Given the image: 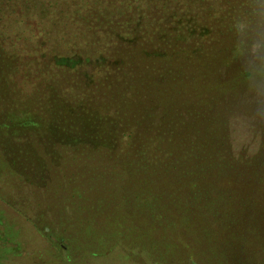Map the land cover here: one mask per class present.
<instances>
[{
	"label": "rangeland",
	"instance_id": "rangeland-1",
	"mask_svg": "<svg viewBox=\"0 0 264 264\" xmlns=\"http://www.w3.org/2000/svg\"><path fill=\"white\" fill-rule=\"evenodd\" d=\"M19 4L0 0V264H264V210L218 215L192 194L146 196L116 170L140 160L142 134L204 129L206 116L228 112L207 106L235 69L220 36L207 54L144 33L137 47L113 46L101 71L57 66L55 43L38 34L37 19L51 24L36 17L41 1ZM126 55L134 62L121 69ZM236 107L232 146L264 149Z\"/></svg>",
	"mask_w": 264,
	"mask_h": 264
},
{
	"label": "trees",
	"instance_id": "trees-1",
	"mask_svg": "<svg viewBox=\"0 0 264 264\" xmlns=\"http://www.w3.org/2000/svg\"><path fill=\"white\" fill-rule=\"evenodd\" d=\"M6 1L18 4L34 2ZM39 1L42 6L36 17L50 16L51 24L43 25V21L37 19L38 34L43 32L55 43L48 50L51 47L55 49L56 56L52 61L57 66L83 64L101 71V65L109 61L113 64L115 60L114 56H110L113 46L137 47L144 33L162 37L160 43L163 49L171 48L173 40H181L184 48L207 54L209 43H217L220 36V43L223 42L226 53L224 66L227 70L235 69L229 70L231 74L224 82V90L211 97L207 106L212 108L225 104L228 112L222 116L214 112L206 116L204 129L195 128L194 125V128L191 126L188 129L142 134L141 141L145 145H141L138 151L140 160L121 164L116 170L125 173L132 183L142 182L139 194L146 196L192 194V200H197L198 207L218 215L223 208L231 210L234 206L264 210V149L260 147L253 152H244V149L234 148L231 136L233 130L230 127L235 116L227 114L237 104V110L241 111L236 116L249 117L253 121L250 131L252 140L261 142L264 138V120L253 118V105L240 100L246 83L233 53L237 39L234 33L236 20L244 19L249 22L253 35L264 36V0ZM140 16L147 20L145 29H138L136 25ZM172 19L176 29L164 24ZM95 21L96 25L90 23ZM106 22L117 25L110 27ZM169 34L173 37L168 40ZM166 36L167 40L164 41ZM39 45L41 47V43ZM124 59L123 63L118 62L121 69L128 68L127 65L134 62H130L127 55ZM126 137L128 142L133 138L131 133ZM184 200L183 205L186 207L189 202ZM217 219L220 224L225 221V218ZM228 223L230 227L231 222Z\"/></svg>",
	"mask_w": 264,
	"mask_h": 264
},
{
	"label": "clouds",
	"instance_id": "clouds-1",
	"mask_svg": "<svg viewBox=\"0 0 264 264\" xmlns=\"http://www.w3.org/2000/svg\"><path fill=\"white\" fill-rule=\"evenodd\" d=\"M234 33L233 53L247 86V100L253 105V118L264 120V36L253 35L244 19L234 22Z\"/></svg>",
	"mask_w": 264,
	"mask_h": 264
}]
</instances>
